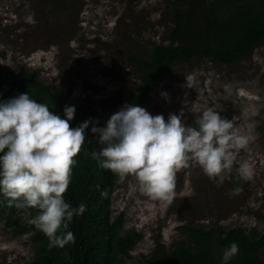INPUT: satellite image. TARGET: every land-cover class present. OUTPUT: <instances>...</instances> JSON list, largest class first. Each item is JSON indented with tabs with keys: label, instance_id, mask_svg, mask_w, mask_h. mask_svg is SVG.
<instances>
[{
	"label": "rangeland",
	"instance_id": "1",
	"mask_svg": "<svg viewBox=\"0 0 264 264\" xmlns=\"http://www.w3.org/2000/svg\"><path fill=\"white\" fill-rule=\"evenodd\" d=\"M161 2L0 0V75L9 83L33 75L68 105L93 107L103 127L138 80L125 51L142 55L152 44H165L172 16ZM33 13L36 23L29 24L25 17ZM144 108L165 120L182 112L187 126H195L208 108L235 117L249 144L228 177L240 174L243 165L247 179L236 187L228 178L218 185L198 166L181 170L171 202L146 196L134 176L118 182L112 217L123 213L121 234L141 237L122 264H145L156 241L171 249L186 224L264 233V45L233 65L198 59L178 64L159 78ZM237 187L242 191L229 196ZM5 215L0 214V264H30L33 232L13 236ZM34 216L30 208L16 207L20 225H33Z\"/></svg>",
	"mask_w": 264,
	"mask_h": 264
},
{
	"label": "clouds",
	"instance_id": "2",
	"mask_svg": "<svg viewBox=\"0 0 264 264\" xmlns=\"http://www.w3.org/2000/svg\"><path fill=\"white\" fill-rule=\"evenodd\" d=\"M25 20L36 23L34 13ZM161 96L169 98L168 93ZM75 112V106L66 105L62 118L28 93L0 101V204L37 209L30 223L48 238L50 249L75 243L70 225L87 210L83 203L72 206L64 194L90 125L99 148L90 154L97 168L110 171L119 183L134 176L139 191L167 202L175 196L178 172L198 166L222 185L249 144L236 118L229 120L213 108L204 110L195 126L185 125L182 112L165 120L136 103L123 105L103 127L92 118L71 127ZM239 171L247 179L243 165ZM240 191L237 187L228 195ZM238 253L239 245L231 243L223 250L222 264Z\"/></svg>",
	"mask_w": 264,
	"mask_h": 264
},
{
	"label": "trees",
	"instance_id": "3",
	"mask_svg": "<svg viewBox=\"0 0 264 264\" xmlns=\"http://www.w3.org/2000/svg\"><path fill=\"white\" fill-rule=\"evenodd\" d=\"M59 2V0H57ZM171 13L172 22L166 31L165 44H152L139 54L125 51L127 61L134 66L138 80L128 90L124 104L145 107L159 78L180 63L193 59L213 61L220 65L241 62L248 54L264 45V0H161ZM66 5L65 2H63ZM2 57V55L0 56ZM28 93L37 102L48 104L63 118L64 107L71 106L55 96L33 75L9 83L0 75V101ZM71 127L79 126L97 112L89 105L75 107ZM99 126L102 127L101 124ZM86 137L81 151L74 158L72 183L64 194L72 206L81 203L86 212L74 217L70 230L75 243L65 248H49L48 238L34 225L23 226L16 220V207L0 204V214H6V227L13 236L33 232L35 252L30 264H122L140 240L137 232L121 234L123 213L112 217L111 202L118 178L110 171L99 170L91 152L99 150L94 136ZM236 173L228 177L230 186L243 183ZM106 193V195H101ZM3 199V197H0ZM38 214V210L30 208ZM180 240L167 249L156 241L145 264H222L223 250L231 243L239 245V253L230 264H264V233H247L241 228H205L186 224L178 228Z\"/></svg>",
	"mask_w": 264,
	"mask_h": 264
}]
</instances>
